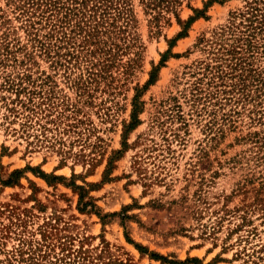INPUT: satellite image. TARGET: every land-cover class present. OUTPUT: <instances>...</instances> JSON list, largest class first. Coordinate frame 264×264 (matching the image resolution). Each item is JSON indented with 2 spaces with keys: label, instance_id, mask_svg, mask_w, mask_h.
Segmentation results:
<instances>
[{
  "label": "rangeland",
  "instance_id": "obj_1",
  "mask_svg": "<svg viewBox=\"0 0 264 264\" xmlns=\"http://www.w3.org/2000/svg\"><path fill=\"white\" fill-rule=\"evenodd\" d=\"M52 1L0 0V264H264L251 0Z\"/></svg>",
  "mask_w": 264,
  "mask_h": 264
},
{
  "label": "trees",
  "instance_id": "obj_2",
  "mask_svg": "<svg viewBox=\"0 0 264 264\" xmlns=\"http://www.w3.org/2000/svg\"><path fill=\"white\" fill-rule=\"evenodd\" d=\"M24 1H29L31 2L32 0H24ZM40 3H43V6L44 8H49V7H52V3L55 5L54 1L52 0H39ZM56 1V0H55ZM70 1V0H69ZM73 1V0H71ZM148 2V5H153V6H156L157 4H161V3H165L166 6H170L171 5V2H173L174 0H147ZM224 0H210L209 2H216V3H221L223 2ZM254 2H258V3H261L262 5H264V0H251V2L249 1V3H247V10L243 13V14H239V15H235L234 17L236 16H239L241 18H243V22H245L247 25H246V30H248V33H250L248 36L249 37H252V33L253 31H257V32H262L264 34V11L263 12H259L260 9H257V8H252V3ZM80 6H85V0H81L80 3H79ZM57 8V6L54 8V10ZM256 14H259V15H256ZM254 24L255 25H259L258 28H253L254 27ZM247 42V46H248V41ZM6 84L8 85L7 89H10L12 90V84H11V81L9 80L8 83L6 82ZM13 93L16 97L15 101L17 102L18 100V97H19V94H27L28 96H31V95H34V94H38V92H35L34 89L32 88H29L28 91L25 90V88L21 87L20 85H17L14 90H13ZM27 102H31L32 100L30 98H25ZM19 101V100H18ZM27 108V107H25ZM28 109V108H27ZM136 110H137V104H133V111H132V115H131V124L130 126H136L137 124V120L135 118V113H136ZM8 112L9 113H16L15 110L13 108H9L8 109ZM18 171H15L13 172L12 174H17ZM37 175L43 179H47V180H59L60 178L58 177H54V176H47L45 174H42L41 172H36ZM11 174V175H12ZM12 177V176H11ZM0 184L3 185V186H7V185H10V184H13V182H10L9 180H6V181H0ZM82 205H86L85 203H83ZM114 214H111V216H113ZM125 239L127 242H129V240L126 238L125 236ZM131 243V242H129ZM135 249L139 252V253H143V254H147L149 255V257L151 259H154V260H158L160 261L161 263H164V264H196L198 263V261L196 259H189V260H184L182 262H175V261H169V260H166L164 257H161V256H158L156 254H153L151 252H148L145 248L141 247V246H138L136 244H133Z\"/></svg>",
  "mask_w": 264,
  "mask_h": 264
}]
</instances>
